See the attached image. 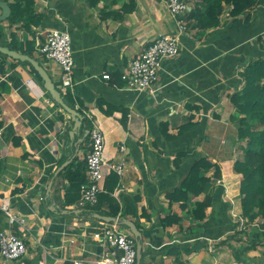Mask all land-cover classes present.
<instances>
[{
  "label": "crops",
  "instance_id": "1",
  "mask_svg": "<svg viewBox=\"0 0 264 264\" xmlns=\"http://www.w3.org/2000/svg\"><path fill=\"white\" fill-rule=\"evenodd\" d=\"M196 1L189 0L191 11ZM32 10L40 25L0 23V46L22 54L33 48L59 86L60 68L47 64L35 45L49 30L69 32L71 98L103 131L106 164L98 212L79 208V199L69 204L66 174L69 168L86 173L90 128L83 124L71 136L70 115L43 82L28 65L0 52V202L26 219L13 231L28 250L13 262L0 255V264H104L120 252L94 234L115 221L124 232L134 235L130 222L141 233V239L134 235L142 247L140 264H264V241L235 235L242 228H236L240 180L233 164L239 151L231 102L244 85L243 69L264 56V6L238 17L226 6L220 26L207 31L188 26L180 54L164 62L154 94L127 89L121 74L159 36L177 32L162 0H34ZM202 158L220 165L221 178H214V169L203 171L211 181L199 195L172 200ZM122 162V175L110 169ZM206 198L211 204L201 220L193 211ZM6 229L8 217L0 211V231Z\"/></svg>",
  "mask_w": 264,
  "mask_h": 264
},
{
  "label": "trees",
  "instance_id": "2",
  "mask_svg": "<svg viewBox=\"0 0 264 264\" xmlns=\"http://www.w3.org/2000/svg\"><path fill=\"white\" fill-rule=\"evenodd\" d=\"M33 5L34 0H14L10 4L12 13L7 21L11 25L26 22L27 29L32 24L35 26L40 25V20L36 21L40 17L34 14ZM226 6L230 8L232 17H238L258 6H264V0H197L195 9L184 17L187 28L207 31L219 27ZM187 15L189 16L187 17ZM261 45L264 50L263 44ZM33 51L34 49L31 48V50L24 53L33 57L35 56ZM24 64L28 65L36 77L42 81L29 63ZM241 76L245 79V84L242 90L231 97V102L237 110V115H239L233 118L238 126L237 149L240 151L237 160L233 164V172L240 180L238 184L239 198L236 205L239 221L236 222V228H242L244 224L241 221L246 222L245 225H249L254 221L261 220L259 227L264 230V57L250 62ZM63 98L75 109L71 93L63 95ZM56 105L62 109L60 105ZM91 127V124H89L90 130ZM211 169L215 170L214 178L220 179L222 172L220 165L213 164L206 158L196 161L186 179L182 182L181 187L176 190L177 194H174L176 199L172 200L180 201L181 198H184L187 201L189 193L199 195L204 183L211 181V178L204 177L202 172ZM66 177L70 184L68 192L73 194L71 199L68 198V203L72 204L80 198L81 187L88 180L87 173L84 174L80 168H76V170L69 168ZM177 195H180V197ZM210 201V198H206L204 202L197 204L196 209L193 211L196 218L202 220L206 217L205 211L210 206ZM92 211L94 213L98 212L95 207ZM117 214L118 211L112 215L117 216ZM242 229L241 232L236 231V237L244 234Z\"/></svg>",
  "mask_w": 264,
  "mask_h": 264
},
{
  "label": "built area",
  "instance_id": "3",
  "mask_svg": "<svg viewBox=\"0 0 264 264\" xmlns=\"http://www.w3.org/2000/svg\"><path fill=\"white\" fill-rule=\"evenodd\" d=\"M175 21L177 32L159 36L147 49L135 58L128 70L121 74L125 87L137 92H156V84L160 71L166 60L180 54V36L187 31L184 20L191 11L189 0H162ZM43 41L37 40L35 49L47 64H54L60 68V84L58 88L63 95L74 92L75 58L72 37L68 31L52 29L44 34ZM104 79L110 80L109 74ZM90 151L86 157L87 182L82 185L78 206L81 209H91L98 205L101 183L104 179V154L106 139L103 131L93 124L90 130ZM124 150V148H122ZM125 163L110 165V169L119 175L123 174ZM0 211L8 217V229L0 231V255L8 262L23 259L27 253V246L13 228L26 225V219L12 212L5 200L0 202ZM95 239H103L108 245L119 251L120 255L114 260L107 259L104 264H138L137 240L131 233L124 232L118 221L103 223L94 234ZM79 264V263H76ZM213 264H229L216 261Z\"/></svg>",
  "mask_w": 264,
  "mask_h": 264
},
{
  "label": "water",
  "instance_id": "4",
  "mask_svg": "<svg viewBox=\"0 0 264 264\" xmlns=\"http://www.w3.org/2000/svg\"><path fill=\"white\" fill-rule=\"evenodd\" d=\"M0 23L8 20L10 17L12 10L10 7V4L5 1H0ZM0 52L4 53L11 58L18 60L22 63H29L35 71L38 73V75L41 77L43 81L44 88L47 90L51 98L62 107V109L70 115L71 121H72V131L70 132L71 136H74L75 133L78 131L79 128L84 124L89 129V118L85 115L71 107L66 100L63 98V94L56 85V83L52 80L50 74L48 73L47 69L34 57L22 54L17 51L11 50L8 47H1L0 46ZM97 217L100 220H103L105 222H113L115 221L114 218L104 217L101 215H97ZM127 226L131 228L133 234L141 239V233L137 230L136 226L133 223L128 222ZM141 245H138V264H140L141 261Z\"/></svg>",
  "mask_w": 264,
  "mask_h": 264
},
{
  "label": "rangeland",
  "instance_id": "5",
  "mask_svg": "<svg viewBox=\"0 0 264 264\" xmlns=\"http://www.w3.org/2000/svg\"><path fill=\"white\" fill-rule=\"evenodd\" d=\"M187 31H188V28H187ZM186 31V32H187ZM264 57V56H263ZM244 70V69H243ZM242 77V76H241ZM242 79H243V84H245V79L242 77ZM244 86V85H243ZM243 88V87H242ZM242 90V89H241ZM236 112H237V110H236ZM236 116H239V115H236ZM239 153H240V151H239ZM238 219H239V217H238ZM241 223L242 224H244V225H242V228L243 227H245L244 229H242V230H244V234H243V236H242V238H253L256 242H259V241H264V230L263 229H261L259 226H260V224H261V220H257V221H254L252 224H249V225H245L246 224V222H242L241 221ZM253 231L252 233H250V231ZM255 232V233H254ZM254 233V234H253ZM261 246H262V244H261Z\"/></svg>",
  "mask_w": 264,
  "mask_h": 264
}]
</instances>
